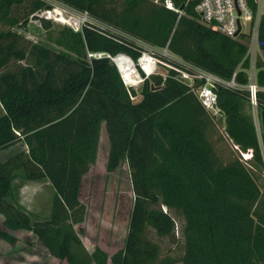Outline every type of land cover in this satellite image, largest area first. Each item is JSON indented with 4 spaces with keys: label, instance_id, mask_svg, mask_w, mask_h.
Segmentation results:
<instances>
[{
    "label": "trees",
    "instance_id": "1",
    "mask_svg": "<svg viewBox=\"0 0 264 264\" xmlns=\"http://www.w3.org/2000/svg\"><path fill=\"white\" fill-rule=\"evenodd\" d=\"M56 1L118 33L64 27L58 39L64 51L56 52L23 41L15 31L47 3L0 0V152L18 142L27 148L0 161L3 227L32 233L63 264H264V183L259 186L238 159L219 162L208 139L214 122L193 92L168 75L150 77L137 93L124 87L108 58L87 57L104 52L137 59L138 40L167 46L182 60L230 79L246 46L201 23L195 4L185 5L184 0H172L183 10L181 16L164 7V0ZM42 23L49 27V21ZM258 35L264 54V20ZM21 61L26 65L8 69ZM257 66V83L264 87L263 63ZM236 81L245 84V74L238 73ZM217 96L226 133L242 150L252 149L253 165L263 166L252 120L244 113L246 93L219 88ZM257 99L264 111V92ZM101 123L109 141L106 171L127 160L134 194L124 245L111 255L99 247L89 252L74 228L84 221L79 190L84 174L96 163ZM19 171L26 180L50 183L54 195L48 219L32 222L10 200ZM171 211L183 219L180 259L162 256L150 236L174 237ZM0 238L16 243L4 231Z\"/></svg>",
    "mask_w": 264,
    "mask_h": 264
},
{
    "label": "rangeland",
    "instance_id": "2",
    "mask_svg": "<svg viewBox=\"0 0 264 264\" xmlns=\"http://www.w3.org/2000/svg\"><path fill=\"white\" fill-rule=\"evenodd\" d=\"M108 1L117 4L122 0ZM46 3L47 6L51 5L50 2ZM42 22L34 18L32 21H28L25 27L15 28V31L22 36L25 42L40 43L56 52L64 51L62 45L58 44V39L60 32L66 26L49 22L48 27ZM68 53L74 57L72 52ZM26 63V61L13 62L8 69L14 70L18 66H25ZM140 87L141 85L136 88L139 92ZM244 113L249 115L247 104ZM2 114L3 110L0 106V115ZM222 128L220 123H214L209 130L208 139L214 147L219 162L227 164L233 159H238L239 155L226 140ZM98 142V161L91 165L84 174L79 190V201L85 209L84 221L75 225L74 228L85 249L89 252L93 251L95 247H99L111 255L124 245L134 194L127 160H120L115 171H106L108 159L106 153L109 141L104 123H101ZM26 150V146L18 142L15 146L0 152V161ZM247 169L261 186L264 183V164L263 166L252 165ZM53 195V189L47 179L29 181L23 178L22 172L19 171L11 186L10 200L27 212L32 222L44 221L49 217ZM170 215L176 225L174 237H158L153 233L150 236L153 241L158 243L162 256L169 255L180 259L184 246L181 235L183 219L173 211L170 212ZM2 223L3 217L0 216V233L4 231L14 236L16 243L9 244L0 238V264H63L57 259L51 258L32 233L25 230L8 231Z\"/></svg>",
    "mask_w": 264,
    "mask_h": 264
},
{
    "label": "built area",
    "instance_id": "3",
    "mask_svg": "<svg viewBox=\"0 0 264 264\" xmlns=\"http://www.w3.org/2000/svg\"><path fill=\"white\" fill-rule=\"evenodd\" d=\"M43 1L45 3L50 2L51 5L31 15L28 21L36 18L39 22L58 23L74 32H80L84 27L102 30L108 28L86 12L76 11L56 0ZM154 3L159 4V0H154ZM192 3L195 4L194 11L201 23L223 36L232 39L238 38L246 46V54L234 69L230 79H224L182 60L172 54L167 46L156 48L138 40H135L136 45L140 47L137 59L122 53L111 56L104 52L87 53V57L89 59L108 58L120 74L124 87L136 92H139L136 90L137 86L142 85L152 76H160L166 79V76L171 75L177 82L186 85L193 92L199 105H202L210 119L223 126V134L238 153L239 162L246 168H251L254 162L253 151L252 149L242 150L239 144H235L226 133L225 115L218 104L217 96L219 88L244 91L249 116L254 126L264 164L262 120L257 99V93L264 92V87L257 83V76L260 71L257 66L259 61L263 63L262 69L264 70V54L259 47L258 35L261 21L264 20V0H184L185 5ZM162 5L178 13L179 16L183 14V10L176 8L172 0H164ZM108 29L112 33H118L115 29ZM235 33L237 34L235 35ZM244 61H247L246 68L243 67ZM241 72L246 76L245 84H239L236 81L238 73Z\"/></svg>",
    "mask_w": 264,
    "mask_h": 264
},
{
    "label": "water",
    "instance_id": "4",
    "mask_svg": "<svg viewBox=\"0 0 264 264\" xmlns=\"http://www.w3.org/2000/svg\"><path fill=\"white\" fill-rule=\"evenodd\" d=\"M237 33H235L236 35ZM151 88L153 89V86H151ZM261 120H262V133L264 135V111H261Z\"/></svg>",
    "mask_w": 264,
    "mask_h": 264
},
{
    "label": "crops",
    "instance_id": "5",
    "mask_svg": "<svg viewBox=\"0 0 264 264\" xmlns=\"http://www.w3.org/2000/svg\"><path fill=\"white\" fill-rule=\"evenodd\" d=\"M108 151H109V144H108V150H107V153H106V158H107V155H108ZM98 153H99V145H98V150H97V154H96V162L98 161V159H97Z\"/></svg>",
    "mask_w": 264,
    "mask_h": 264
}]
</instances>
